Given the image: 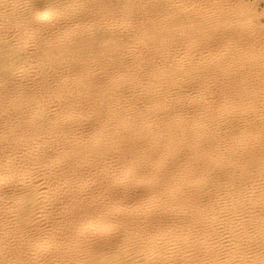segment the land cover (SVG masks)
I'll use <instances>...</instances> for the list:
<instances>
[{
	"label": "bare ground",
	"instance_id": "1",
	"mask_svg": "<svg viewBox=\"0 0 264 264\" xmlns=\"http://www.w3.org/2000/svg\"><path fill=\"white\" fill-rule=\"evenodd\" d=\"M262 16L0 0V264H264Z\"/></svg>",
	"mask_w": 264,
	"mask_h": 264
},
{
	"label": "rangeland",
	"instance_id": "2",
	"mask_svg": "<svg viewBox=\"0 0 264 264\" xmlns=\"http://www.w3.org/2000/svg\"><path fill=\"white\" fill-rule=\"evenodd\" d=\"M244 1L249 3V4H251V5H253V6H255V9H256L257 13H261L262 11H264V6H262V5H264V0H244ZM252 2H254V3L252 4ZM258 10L259 11L261 10V11L258 12ZM260 22L261 23L264 22V16H262L260 18ZM3 58H4L3 56H0V69L4 65ZM5 65L7 66L8 64L6 63Z\"/></svg>",
	"mask_w": 264,
	"mask_h": 264
}]
</instances>
